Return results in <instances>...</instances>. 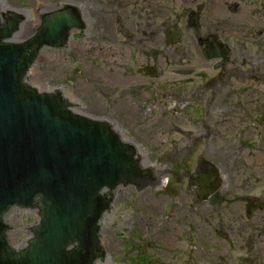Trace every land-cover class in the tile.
<instances>
[{
	"label": "flooded vegetation",
	"instance_id": "af4514ba",
	"mask_svg": "<svg viewBox=\"0 0 264 264\" xmlns=\"http://www.w3.org/2000/svg\"><path fill=\"white\" fill-rule=\"evenodd\" d=\"M49 15L65 28L50 51L86 77L70 98L56 88L74 112L82 98L116 130L166 115L195 129L174 167L134 145L152 182L126 187L149 214L131 264H264V0H60L36 28Z\"/></svg>",
	"mask_w": 264,
	"mask_h": 264
},
{
	"label": "water",
	"instance_id": "95a60500",
	"mask_svg": "<svg viewBox=\"0 0 264 264\" xmlns=\"http://www.w3.org/2000/svg\"><path fill=\"white\" fill-rule=\"evenodd\" d=\"M40 13L33 12L37 21ZM22 22L0 11V264H95L104 256L99 229L113 192L141 190L152 179L110 124L75 114L59 91L26 83L40 50L62 47L65 28L49 15L14 42ZM11 208L32 210L37 223L9 228ZM19 228L30 238L17 250L6 234Z\"/></svg>",
	"mask_w": 264,
	"mask_h": 264
},
{
	"label": "rangeland",
	"instance_id": "374dc122",
	"mask_svg": "<svg viewBox=\"0 0 264 264\" xmlns=\"http://www.w3.org/2000/svg\"><path fill=\"white\" fill-rule=\"evenodd\" d=\"M58 2L60 0H0L1 11L5 13L12 11L23 16L24 22L13 41L22 42L33 35L32 31L38 26V21L34 18L33 12L51 11ZM66 52L61 51L58 54L48 49L43 50L28 74L27 83L40 92L51 91L56 87L64 86L62 91L65 96L70 98L71 90L68 89V80H73L71 75L74 76L78 84L86 83V77L80 72L75 73L82 64L70 62L66 57ZM89 86L93 93L97 92V85L89 84ZM70 88L76 89V84ZM74 101L78 102L81 108L87 106L82 102V98ZM87 107H91L90 103ZM77 112L87 116H102L101 113H92L83 109H79ZM148 124L146 128L141 129L143 134H135L134 129H126L120 124L117 130L118 132L119 130L124 131V137L139 148L143 154L142 160L144 158L146 164L158 159L155 163L159 166L167 168L173 165L172 167H174V164L179 160L173 157L174 153L179 151V140L195 129L182 119L172 118L169 115H166L164 119H152ZM118 191L121 192L112 204L115 207L111 210V215L105 219L106 224L100 227V240L106 253V261L103 264H131V258L134 254L133 251L129 250L128 245L133 244L134 239L130 236L137 230L144 234L146 232L145 224L149 214L147 210L144 211L138 207L136 199L139 195H136L131 189L123 187L117 188L114 193ZM144 195L150 199L151 192L145 191L139 199H142ZM4 223L9 228L30 226L36 223V215L32 210L12 208L5 214ZM118 233L123 234L122 240L118 238ZM6 235L12 243L11 247L17 249L22 248L30 238V234L21 228Z\"/></svg>",
	"mask_w": 264,
	"mask_h": 264
},
{
	"label": "bare ground",
	"instance_id": "6f19581e",
	"mask_svg": "<svg viewBox=\"0 0 264 264\" xmlns=\"http://www.w3.org/2000/svg\"><path fill=\"white\" fill-rule=\"evenodd\" d=\"M122 138H123L124 140H126L123 136H122Z\"/></svg>",
	"mask_w": 264,
	"mask_h": 264
}]
</instances>
